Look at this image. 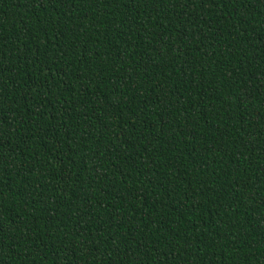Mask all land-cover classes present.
Segmentation results:
<instances>
[{
    "label": "trees",
    "instance_id": "1",
    "mask_svg": "<svg viewBox=\"0 0 264 264\" xmlns=\"http://www.w3.org/2000/svg\"><path fill=\"white\" fill-rule=\"evenodd\" d=\"M0 264H264V0H0Z\"/></svg>",
    "mask_w": 264,
    "mask_h": 264
}]
</instances>
